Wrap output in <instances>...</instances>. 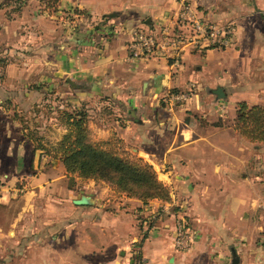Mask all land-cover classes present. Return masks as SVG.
Here are the masks:
<instances>
[{"label":"crops","instance_id":"0c3cea01","mask_svg":"<svg viewBox=\"0 0 264 264\" xmlns=\"http://www.w3.org/2000/svg\"><path fill=\"white\" fill-rule=\"evenodd\" d=\"M180 1L60 0L54 16L38 5L31 21L0 7V49L10 52L35 18L44 37L39 81L57 80L60 96L86 108L90 136H118L170 190L167 200L143 202L108 185L68 188L62 162L37 153L0 105V204H15L19 190L39 214L17 221L34 215L22 206L0 221V264H131L136 254L144 264H231L233 251L237 264H264V171L252 168L232 120L239 101L264 106V0H193L206 18L236 23L229 48L192 50L177 64L131 58V29L166 22ZM189 84L188 99L170 106L166 93ZM83 194L91 202L74 203ZM175 211L195 233L184 251L173 244Z\"/></svg>","mask_w":264,"mask_h":264},{"label":"rangeland","instance_id":"374dc122","mask_svg":"<svg viewBox=\"0 0 264 264\" xmlns=\"http://www.w3.org/2000/svg\"><path fill=\"white\" fill-rule=\"evenodd\" d=\"M0 1L4 5H10L12 9L17 11L24 10L23 12L28 15L27 21H31L36 13H40L35 10V7L39 5L38 7H41V9L44 8L43 2L39 0ZM59 1L60 0L48 7V12L53 16L55 15V11L58 10ZM32 3H34L35 6H33ZM28 25L30 26L28 30L18 35L13 45L10 44V42L8 43V45L12 46V49H9L10 52L0 49V84L4 86L3 88L1 86L3 91L0 92V105H2L9 115L21 125L22 129L29 137L30 135L32 136V141L33 137H35L37 142L43 145L37 147L36 152L42 153L54 160L56 157L52 152L46 150V148L52 150V147L66 131V126L60 111L63 109L78 111V109L83 106H75L66 94L60 96V93L56 92V88H54L53 84L57 80H53L49 83L39 81L41 79L39 78V72L42 70L39 65V54L40 50H42L44 37L39 34V27L35 18H33V24ZM42 85L45 91L39 89ZM231 110L233 109L231 108ZM235 118L236 114L232 120ZM230 120V118H227L225 121L229 122ZM89 138L91 141L96 142L107 140L101 138L94 139L90 136V132ZM108 139L113 147L120 150L124 149L136 155L132 149L125 146V143L120 140L118 136L111 135ZM242 142L246 147L251 148L252 157L249 161L252 164V168L264 171V144L253 143L247 138L245 140L242 139ZM64 182L68 188L74 189L77 192H93L98 187L106 185L113 189L112 186L102 180L82 178L76 174H69L67 172ZM18 186L20 188L21 185ZM17 193L15 204L13 203L10 206H7L6 203L0 204V221L14 220V218L18 216L17 214L22 206H25V211L34 213V215L32 217L21 215L17 221H37L39 218L38 211H34L31 205L26 204V200L19 196L22 191L18 190ZM26 206H28V208H26ZM22 209L24 208L22 207Z\"/></svg>","mask_w":264,"mask_h":264},{"label":"trees","instance_id":"16d2710c","mask_svg":"<svg viewBox=\"0 0 264 264\" xmlns=\"http://www.w3.org/2000/svg\"><path fill=\"white\" fill-rule=\"evenodd\" d=\"M39 1L48 10L58 0ZM3 5L0 1V7ZM60 113L66 131L52 150L45 148L62 162L67 173L102 180L116 191L137 197L143 202L151 198H170L168 185L158 178L156 169L146 159L113 147L109 139L97 142L90 140L85 107L78 111L63 109ZM234 129L251 141L264 143V106L239 101ZM33 142L36 148L43 146L35 137Z\"/></svg>","mask_w":264,"mask_h":264},{"label":"built area","instance_id":"2783aa9c","mask_svg":"<svg viewBox=\"0 0 264 264\" xmlns=\"http://www.w3.org/2000/svg\"><path fill=\"white\" fill-rule=\"evenodd\" d=\"M166 22L156 26L144 23L133 27L128 42L131 58L161 57L180 63L183 55L192 50L207 48L225 49L236 44V23L231 20L212 21L193 0H181L179 8L166 16ZM192 84L178 90L168 91L166 99L170 106L188 99ZM157 209L149 215L155 218ZM195 238L192 226L183 213H174L173 244L176 250L188 249ZM131 264H144V259L136 254Z\"/></svg>","mask_w":264,"mask_h":264},{"label":"water","instance_id":"95a60500","mask_svg":"<svg viewBox=\"0 0 264 264\" xmlns=\"http://www.w3.org/2000/svg\"><path fill=\"white\" fill-rule=\"evenodd\" d=\"M212 92L215 93L217 95V97H224V95H225L224 90L221 86H217V87L213 88ZM73 201L76 204H85V203H90L91 199L88 195L83 194L80 197L74 199ZM237 262H238V257L236 255V253L233 251V258H232L231 264H237Z\"/></svg>","mask_w":264,"mask_h":264}]
</instances>
